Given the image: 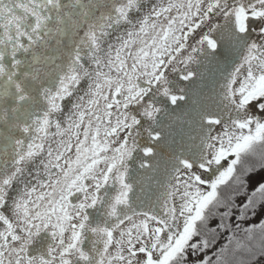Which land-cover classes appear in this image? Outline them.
<instances>
[{"label":"snow or ice","instance_id":"obj_1","mask_svg":"<svg viewBox=\"0 0 264 264\" xmlns=\"http://www.w3.org/2000/svg\"><path fill=\"white\" fill-rule=\"evenodd\" d=\"M0 264H264V0H0Z\"/></svg>","mask_w":264,"mask_h":264},{"label":"rangeland","instance_id":"obj_2","mask_svg":"<svg viewBox=\"0 0 264 264\" xmlns=\"http://www.w3.org/2000/svg\"><path fill=\"white\" fill-rule=\"evenodd\" d=\"M259 178H260L259 175H257L255 177H253V181L258 180ZM258 220H259V218L257 219V221H254V222L258 223ZM246 226H250V225H246ZM224 241L226 242L227 240L226 239L225 240H221L220 243L224 244L225 243Z\"/></svg>","mask_w":264,"mask_h":264},{"label":"trees","instance_id":"obj_3","mask_svg":"<svg viewBox=\"0 0 264 264\" xmlns=\"http://www.w3.org/2000/svg\"><path fill=\"white\" fill-rule=\"evenodd\" d=\"M222 190H223L225 193L228 192V189H223V188H222ZM224 242H225V241H224ZM225 243H227V241H226Z\"/></svg>","mask_w":264,"mask_h":264}]
</instances>
